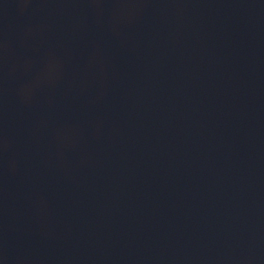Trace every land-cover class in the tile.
Here are the masks:
<instances>
[{
    "label": "water",
    "instance_id": "water-1",
    "mask_svg": "<svg viewBox=\"0 0 264 264\" xmlns=\"http://www.w3.org/2000/svg\"><path fill=\"white\" fill-rule=\"evenodd\" d=\"M0 264H264V0H0Z\"/></svg>",
    "mask_w": 264,
    "mask_h": 264
}]
</instances>
